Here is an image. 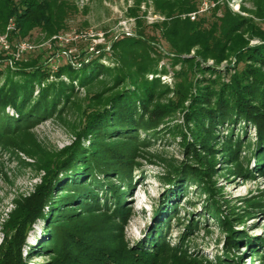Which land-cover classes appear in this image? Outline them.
<instances>
[{"label": "rangeland", "instance_id": "1", "mask_svg": "<svg viewBox=\"0 0 264 264\" xmlns=\"http://www.w3.org/2000/svg\"><path fill=\"white\" fill-rule=\"evenodd\" d=\"M66 1L73 4L77 11L66 16L65 28L54 36H60V40L55 43L54 37L36 29L21 42L33 46L34 52L50 50L53 42L59 46L61 50L57 56L51 57L53 53L49 52L52 49L45 56L47 59L44 61L51 75L68 61L78 65L82 61L88 64L93 59H98V64L107 68V72L87 89L75 83L79 95L74 99L72 108L69 106L63 112L66 118L43 119L30 130L37 146L47 149V152L51 149L59 151L70 145L74 136L69 126L84 110L86 94L101 93L111 86L118 75L128 80L132 72L136 78L135 86L138 87L159 79L165 85L166 93L160 94L153 105L160 107V110L166 108L169 115H163V120L159 122L161 124L154 132H138L139 145L134 153L138 167L133 169L132 187L125 191L124 200L120 201L124 216L119 213V216H113L121 220L118 224L125 241L129 242L130 247H142L144 244L140 242L153 239L155 243L158 237L153 234L160 231L157 236L161 233L167 246L160 248L152 257L153 264H264V207L258 206L264 205V171L259 173L256 168L260 161L255 157V127L241 120L236 124L219 126L216 139L211 142L210 153L200 151L198 145V157L184 153L187 143L193 142V126L188 123L186 115L191 98L198 89L208 86V81L230 83L238 65L237 59L235 54H231L227 61L217 65L210 59L204 61L200 57L203 48L196 43L197 38L190 42L185 27L173 24L176 20L182 22L187 18L190 21L202 19L205 27L215 25L216 30L220 31L219 20L239 18L244 22V36L249 45H256L259 40L251 36L252 32H264V0H196L197 11L186 15H177L173 11L175 7L165 5L168 1L178 6L185 0H158L159 3L157 0ZM167 34H178L171 36L177 40L165 38ZM127 40L132 42L129 46H125ZM183 40H187L188 44ZM209 45L212 42L209 41ZM176 46L185 49L181 51ZM27 53L18 60H27ZM4 66L5 63H2L0 69ZM241 67L242 64L238 69ZM206 68H212L211 71L215 73L204 70ZM75 69H79V65ZM125 69L130 72L126 73ZM60 79L68 82L65 76ZM51 80L54 79L51 77ZM5 114L17 118V113L10 106L5 108ZM230 134L235 141L243 144L235 161L229 157L230 151L223 148ZM10 138L12 136H6L1 141L6 152L0 150V247L5 237L4 226L15 209V200L22 201L29 197L42 183L45 172L39 169L38 155L40 159H47L40 148V151H36L37 156L32 157L11 147ZM19 140L26 141L32 147L31 140L25 134H20ZM87 145L85 141L84 147ZM161 159L175 160L176 165H181L183 169L189 167L190 172L197 170L202 178L193 181L192 178L178 176L172 182L165 183L167 171ZM69 179L71 182L73 175ZM99 179L104 183L110 181L119 184L114 176L107 181L102 177ZM252 204L258 207H251ZM113 207L110 205L108 209L113 211ZM229 229L237 242L233 249L227 244ZM243 235L247 236L248 242H238L237 239ZM46 239L49 243L44 222L38 219L28 230L22 248L28 264H44L50 260L47 250L40 251L36 247L38 241L42 240L45 244ZM148 245L142 247V252L146 253L145 249L150 247ZM31 247L36 248L29 255L27 252Z\"/></svg>", "mask_w": 264, "mask_h": 264}, {"label": "trees", "instance_id": "2", "mask_svg": "<svg viewBox=\"0 0 264 264\" xmlns=\"http://www.w3.org/2000/svg\"><path fill=\"white\" fill-rule=\"evenodd\" d=\"M165 5L168 8L175 7L173 11L177 15L197 11L196 0H185L178 6L167 1ZM76 11V7L66 0H0V33L5 31L9 20L14 21L15 30L9 34V42L13 49L36 29L47 32L50 37L57 36L58 32L65 28L66 16ZM219 21L220 31L216 30L215 25L205 27L206 23L202 19L190 21L187 18L182 22L180 20L173 22L185 27L190 42L197 38L196 43L203 48L200 57L204 61L210 59L217 65L227 61L231 54H235L238 62L230 83L208 81V86L198 89L191 98V106L186 115L188 123L193 126V142L187 143L184 153L198 157L200 152L196 150L197 145L200 151L210 153L211 142L216 139L218 127L236 124L241 120L242 123L252 124L256 129L255 157L260 161L256 168L262 173L264 32H252L251 37H256L259 43L249 45L244 36L246 31L241 19L226 18ZM235 22L239 23L238 26ZM175 35L178 34H167L164 37L175 39L173 38ZM53 41L56 43V40ZM183 41L187 43V40ZM209 41L212 45H209ZM54 42V46L50 45V50L53 51L31 50L27 53V60L22 58L17 61L0 51V67L5 63L4 68L0 69L2 152H6L2 139L12 136L11 147L20 149L32 157L37 156L36 151H40L41 148L37 146L30 130L43 119L66 118L63 112H66L69 106L72 108L79 95L75 83L87 89L107 72V68L98 64V59H93L88 64L80 62L79 69H75L78 65H72L68 61L51 75L44 60L47 59L45 56L48 52L53 53L52 58L60 53L61 49ZM131 43L127 40L125 46ZM174 47L173 45L172 50ZM177 49L182 51L185 48ZM240 64L242 67L238 69ZM204 70L215 73L211 71L212 68ZM127 71L129 70L127 69L126 73ZM120 72L126 74L123 70ZM64 76L68 82L60 79ZM51 77L54 80H51ZM128 77L127 80L118 75L111 82V86L101 93L86 94L88 96L84 110L80 111V115L71 121L72 125L69 126L74 136L70 145L59 151L51 149L45 152L47 149H41L47 159H40L38 155L37 161L40 163L39 169L45 172L44 178L29 197L22 201L15 200V209L4 226L5 237L0 247V264H28L23 257L22 248L28 230L38 219L43 220L49 234V243L46 239L45 244L40 240L36 245L40 251L47 250L51 257L44 264H153L152 257L160 248L167 246L163 235L159 233L157 236L160 232L157 228L158 232L153 234L154 237H158L155 243L152 242L153 239L140 242L144 245L149 244L148 249L144 248L146 253L142 252L144 245L130 247L120 232L121 226L118 224L120 218H113L114 215H123L120 201L124 200L125 191L132 187L133 169L138 167L134 161V153L139 145L138 132L143 130L154 132L161 124L159 122L163 120V115H169L166 108L160 110V107L153 105L160 94L166 93L165 85L161 84L159 79L145 82L138 87L135 86L136 78L132 72ZM8 106L17 113L16 119L5 114V108ZM68 124L70 122L66 123V126ZM20 134H25L27 139L31 140V148L26 141L19 140ZM85 141L88 142L86 147ZM224 143L223 148L230 151L229 157L235 161L243 144L235 141L232 134ZM210 156L211 159L214 158L212 154ZM161 161L167 171L165 183L172 182V179L178 176H186L193 181L202 178L197 170L190 172L189 167L180 168L181 165H176L175 160ZM238 170L243 175L242 169ZM72 175L73 180L70 182L69 178ZM112 176L118 179V185L110 181L104 183L99 179L102 177L107 181L111 180ZM112 196L113 200L117 199L116 202L111 200ZM257 204H252L251 207ZM110 205H114L113 211L108 209ZM258 206L264 207L260 204ZM225 221H228L227 218ZM228 231L230 235L227 237V240L229 239L227 244L233 249L237 242L234 241V234L230 229ZM237 240L246 241L247 236H240ZM36 247L29 248L27 254H32Z\"/></svg>", "mask_w": 264, "mask_h": 264}, {"label": "built area", "instance_id": "3", "mask_svg": "<svg viewBox=\"0 0 264 264\" xmlns=\"http://www.w3.org/2000/svg\"><path fill=\"white\" fill-rule=\"evenodd\" d=\"M13 30H15V23L13 20H9L6 26L5 32L0 34V50L3 51L5 54L13 57L15 60H18L24 53H27L33 50L34 47L31 46L29 43L19 42L14 46V49H11L12 47H11L8 37H9L10 32ZM60 38L61 37L58 36V37H54L53 39L60 40ZM64 54L67 55L66 53Z\"/></svg>", "mask_w": 264, "mask_h": 264}]
</instances>
